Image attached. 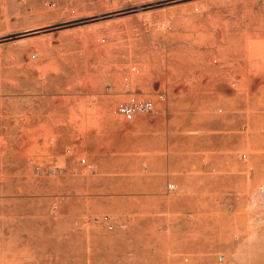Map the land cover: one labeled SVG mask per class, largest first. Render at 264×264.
Masks as SVG:
<instances>
[{"label": "rangeland", "instance_id": "obj_1", "mask_svg": "<svg viewBox=\"0 0 264 264\" xmlns=\"http://www.w3.org/2000/svg\"><path fill=\"white\" fill-rule=\"evenodd\" d=\"M0 264H264V0H0Z\"/></svg>", "mask_w": 264, "mask_h": 264}, {"label": "built area", "instance_id": "obj_2", "mask_svg": "<svg viewBox=\"0 0 264 264\" xmlns=\"http://www.w3.org/2000/svg\"><path fill=\"white\" fill-rule=\"evenodd\" d=\"M151 108L150 102H137L131 100L129 103L122 104L118 107L119 113L126 119H131L135 111L146 110Z\"/></svg>", "mask_w": 264, "mask_h": 264}, {"label": "bare ground", "instance_id": "obj_3", "mask_svg": "<svg viewBox=\"0 0 264 264\" xmlns=\"http://www.w3.org/2000/svg\"><path fill=\"white\" fill-rule=\"evenodd\" d=\"M129 103V102H128ZM118 113H119V111H118ZM120 114V113H119ZM134 115V114H133ZM124 117V116H123ZM126 119V118H125ZM132 119V118H131Z\"/></svg>", "mask_w": 264, "mask_h": 264}]
</instances>
